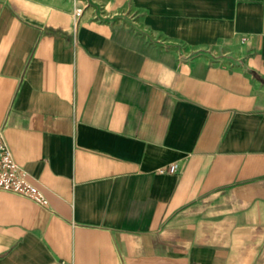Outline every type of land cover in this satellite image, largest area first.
<instances>
[{
	"label": "crops",
	"instance_id": "crops-1",
	"mask_svg": "<svg viewBox=\"0 0 264 264\" xmlns=\"http://www.w3.org/2000/svg\"><path fill=\"white\" fill-rule=\"evenodd\" d=\"M0 127V264H264V0H0Z\"/></svg>",
	"mask_w": 264,
	"mask_h": 264
},
{
	"label": "built area",
	"instance_id": "built-area-1",
	"mask_svg": "<svg viewBox=\"0 0 264 264\" xmlns=\"http://www.w3.org/2000/svg\"><path fill=\"white\" fill-rule=\"evenodd\" d=\"M82 8L74 9V16H79ZM178 165L172 162L166 166L159 167L158 173H174ZM0 190L8 191L32 200L38 205H46L47 198L43 191L34 184L27 171L20 166L13 158V155L6 143L3 128L0 127Z\"/></svg>",
	"mask_w": 264,
	"mask_h": 264
}]
</instances>
